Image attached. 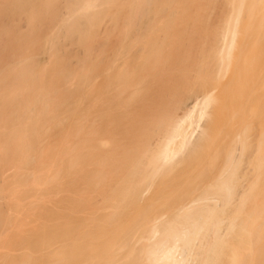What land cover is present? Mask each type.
Masks as SVG:
<instances>
[{"label": "bare ground", "instance_id": "1", "mask_svg": "<svg viewBox=\"0 0 264 264\" xmlns=\"http://www.w3.org/2000/svg\"><path fill=\"white\" fill-rule=\"evenodd\" d=\"M0 185V264H264V0H0Z\"/></svg>", "mask_w": 264, "mask_h": 264}, {"label": "rangeland", "instance_id": "2", "mask_svg": "<svg viewBox=\"0 0 264 264\" xmlns=\"http://www.w3.org/2000/svg\"><path fill=\"white\" fill-rule=\"evenodd\" d=\"M68 140H69V139H68ZM5 168L8 169L9 167L7 168V167L5 166ZM5 168H4V170H5ZM13 168H15V167L12 166V167L10 168L11 170L8 169L7 171H8L9 173H13L12 170H14V172L16 171V169H13ZM7 171H4V173H5L4 175H6V176H7V174H6ZM10 171H11V172H10ZM9 175H11V174H9ZM9 175H8V176H9ZM10 177H11V176H10ZM7 179H8V177H7ZM5 180H6V179H5ZM5 180H4V182H5ZM8 180H11V179L9 178ZM6 181H7V180H6ZM12 181H13V180H12ZM4 182H3V183H4ZM10 182H11V181H10ZM3 183H1V185H2V186L0 185L1 187H3ZM5 184H7V183H4V185H5ZM7 185L9 186V183H8ZM10 185H11L10 188H9V187L7 188L8 191H10V189H12V191L15 193V194L12 195V196H16V195H17V194H16V191H17V188H18L17 186H18V185L16 186L17 188L15 187L16 189L13 188V183H11ZM14 185H15V183H14ZM6 187H7V186H6ZM6 187L4 186V188H6ZM7 189H6V190L4 189V190H5L6 193L8 194L9 192L7 191ZM13 189H14V190H13ZM4 190H3V191H4ZM3 191H2V192H3ZM12 191H10V194H13ZM11 192H12V193H11ZM17 193H18V192H17ZM3 194H4V193H2V195H3ZM7 196H8V195H6V196L4 195L5 198H6ZM10 196H11V195H10ZM4 197H3L2 200H0V202H1V201H2V202H5V201H3V200H5ZM29 199H30V198H29ZM29 199H26V200L24 199V202H25V203L30 202V201L32 202V200H33V202L36 201L35 198H31V200H29ZM28 200H29V201H28ZM41 201L44 202V199H43V200L41 199ZM33 202H32V203H33ZM0 204H1V203H0ZM5 204L9 206V205H10V202H9V204H7V203H5ZM5 204L2 203V205H5ZM6 207H7V206H6ZM6 207L3 206V208H6ZM7 209H8V208H7ZM4 210H5V209H4ZM9 211H10V210H9ZM9 211L7 210L6 213L8 212L7 214H10V215H11L12 212H9ZM13 214H14V217L17 216V215H15L16 213H13ZM21 215H22V214H21ZM11 216H12V215H11ZM18 216H20V215L18 214ZM22 217H23V216H22ZM12 218H13V216H12ZM17 218H19V217H16V218H15V222H16V219H17ZM24 218H25V219H28L29 222H31V223H32V221H34L32 218H31V221H30V217H29V216H28L27 218H26V217H24ZM24 218H23V219H24ZM21 219H22V218H21ZM37 220H39V219H37ZM17 221H19V220H17ZM20 221H21V220H20ZM22 221H23V220H22ZM35 221H36V220H35ZM15 222H14V223H15ZM23 222H24V221H23ZM26 222H27V221H26ZM26 222L24 223L25 226H22L20 222H19V223H20L21 226H19V225H18V226L21 227V228L27 226L28 229H30V228L32 229V227L34 226V223H35V222L32 223V224H30V225H28L29 222H28V223H26ZM39 222H41V220H40ZM39 222H37V223H39ZM37 223H36V224H37ZM14 225H15V224H14ZM31 225H33V226H31ZM18 226H17V227H18ZM15 227H16V225L13 226V231H14V228H15ZM19 227H18V229H19ZM27 228H25L26 231L28 230ZM31 229H30L29 231H31ZM10 230H11V229H10ZM10 230H8V231H10ZM15 230H17V229L15 228ZM2 231H3V230H2ZM26 231H25V232H26ZM6 232H7V231L5 230V232H2V233L0 234L1 239H4V238H5V233H6ZM11 232H12V231H11ZM17 232H18V230L15 231V232H12V233H13L14 235H16V237H17V235H19V234H17ZM7 233H8V232H7ZM12 233H11V234H12ZM15 233H16V234H15ZM9 234H10V233H9ZM11 234H10V236H12ZM20 234H21V233H20ZM14 235H13V237H14ZM22 235H24V234H22ZM2 236H3L4 238H2ZM6 236H7V235H6ZM8 237H9V236H8ZM16 237H15V238H16ZM6 238H7V237H6ZM17 238H18V237H17ZM10 239H11V238H10ZM4 249H5V250H1V251L4 252V251L7 250L6 248H4ZM17 250L20 251L21 248H19V249H17ZM17 250H15V251H16L15 253H25V252L27 251L26 249H25V251H24V249H23L24 252H18ZM9 251H10V250H9ZM21 251H22V250H21ZM13 252H14V251H13ZM13 252H12V253H13Z\"/></svg>", "mask_w": 264, "mask_h": 264}]
</instances>
